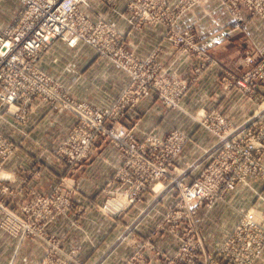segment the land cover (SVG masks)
Instances as JSON below:
<instances>
[{"label":"rangeland","instance_id":"1","mask_svg":"<svg viewBox=\"0 0 264 264\" xmlns=\"http://www.w3.org/2000/svg\"><path fill=\"white\" fill-rule=\"evenodd\" d=\"M209 1L216 6L215 17L226 16L232 32H222L224 27H220L217 19L219 24H215V29L212 28L213 22L212 26H205L206 38L199 35L195 24H181L184 17ZM170 5H174L177 13L184 12L174 24L175 29L173 25L168 30L161 26L164 29L162 38L180 55L165 67L157 57L158 50L147 57L134 52L139 60L155 65L149 68H158L154 72L149 70L148 79L145 78L147 73L143 72L142 76L141 72L130 88L127 86L129 75L123 72L125 85L109 107L87 103L106 114L105 132L88 133L89 129L96 127L90 120L85 133L69 136L71 129L78 126L79 119L66 111L73 119L67 134L59 138L48 135L36 139L26 130L32 110L21 123L16 118L15 109L0 101L5 105L4 112L12 118V125L20 127L16 132L7 130L12 134L0 130L15 147L0 178V192H8L0 194V205L3 202L9 213L8 217L0 212V264H62L65 255L72 253L71 259L74 260L75 256L79 264H264V133H260V128L264 127V44L250 29L249 34L245 32L251 21H264L251 18L243 1L237 3L238 16L245 19L240 25L235 20L233 4L227 0H171ZM9 6L11 10L16 8L17 0H10ZM114 18V15H108L110 22H114ZM145 26L152 25H144L139 30ZM180 30L189 32L190 36L181 42L174 41L171 32ZM217 31H221V35H215ZM233 32L240 33L237 39L234 37L230 44L223 43L232 38ZM123 40L125 45V38ZM58 43L64 45L54 47ZM67 47L81 48L70 47L59 40L39 62L40 69L61 85L59 92L62 95L66 92L75 102H84L75 98L83 90L86 91L83 95L97 97L113 89V83L103 81L94 68L88 70L90 79L83 81L74 77V83L68 82L90 58L76 57L75 52L65 49ZM213 47L219 48L215 51ZM125 48L129 50L126 45ZM48 54L53 58L59 55V59L55 63L50 61L51 56L47 58L43 70L41 62ZM215 68L219 69L216 71ZM211 71L216 74L211 76ZM52 72H59L63 81ZM214 77L220 84V93L248 102L249 112L228 117L230 138L235 146L231 156L218 159L211 175L203 171L204 167L193 170L185 183L192 185L196 179H219V176L240 181L232 192L214 200L211 208L203 207L195 216L184 217L177 232L172 228L177 226L178 204L184 201L178 184L180 178L172 172L166 179L156 181L152 175L148 183L143 184L146 185L144 189L139 190L143 193L141 203L132 206L130 200L136 192L133 162L127 153H123L125 147L115 146L119 142L114 135L116 129H126L128 135L144 144L148 136L165 138L174 131H183L191 141L176 164L180 171L185 170L204 150L219 141L201 127L209 109L203 111L194 107V104L208 102L206 97H210V83ZM202 79L205 82L200 87ZM145 84L150 86L149 93L135 103ZM34 103L65 111L44 100ZM34 105L38 106L32 104L30 108L33 109ZM150 105L155 109L147 111ZM135 110L138 116L128 119ZM254 126L258 129L253 132ZM64 149L72 150V156L69 155L71 163L68 155L61 151ZM7 162L15 165L6 167ZM19 174L21 178H17ZM162 187L165 190L160 197ZM86 193L103 198L90 202L89 206L82 199ZM65 210L66 216L57 214ZM134 211L136 213L131 215ZM167 214L169 223L165 226ZM91 216L95 217V222L85 227L84 221ZM104 219L115 224L105 223ZM94 239L100 244L99 241L93 243ZM58 246L63 253L56 252ZM2 249L6 258H1ZM49 249L51 252L47 258L45 251ZM87 255L91 258L88 263Z\"/></svg>","mask_w":264,"mask_h":264},{"label":"built area","instance_id":"2","mask_svg":"<svg viewBox=\"0 0 264 264\" xmlns=\"http://www.w3.org/2000/svg\"><path fill=\"white\" fill-rule=\"evenodd\" d=\"M124 1L127 2L124 10H119V3ZM227 1L233 4L236 12L235 20L239 25L245 21L241 18L242 16H238L237 3L239 1H243L251 18L264 21V0ZM19 2L20 8L11 25L4 29L0 28V101L15 109L16 118L21 123L31 112L30 106L32 107L34 101L44 100L52 105L57 104L56 106L62 107L79 119L78 126L71 129L69 136L73 133L76 135L85 133L90 127V120L96 127L94 130L89 129L88 133L97 132V130L105 132L107 127L105 128L104 125L107 116L100 109L93 108L85 102H75L66 92L64 94L61 91L64 94L62 95L59 92L61 85L39 67L42 55L59 40L66 42L70 47L78 46V44L86 45L92 48L99 57L112 62L122 72L129 75L127 86L130 88L136 83L135 79L141 72L142 76L143 72H146L145 78L148 79L149 70L154 72L158 67L149 68L154 64L139 60L133 51L125 48L124 34L108 20V15H115L124 20L130 28L137 30L144 25H160L168 30L172 25L175 29L177 19L184 12L177 13L169 0H97L99 5L105 8V13H101L87 0H19ZM180 31L171 32L174 41L181 42L190 36L189 32ZM149 91L150 86L145 84L142 92H138L135 103L138 98L147 96ZM206 112L205 118L203 117L205 121L201 127L205 128L209 134L218 137L219 141L201 153L197 161L193 163L195 166L192 164L183 171L177 168L176 160L186 144L191 141L188 134L183 131H174L165 138L148 136L144 144H140L133 135H128L129 132L126 129L127 132L118 128L114 135L119 142L115 146L125 147L123 153H127L133 162L136 192L130 200L132 206L141 203L143 193L139 190L144 189L146 185L143 184L148 183L152 175H154L152 179L156 181L166 179L172 172L180 178L178 184L181 187V197L184 201L178 204V214H176L178 222L175 223L177 226L172 228V230L177 229V232H179L180 225H183L181 221L184 217L195 216L203 207L211 208L214 200L221 199L225 193L232 192L240 181L233 177L222 179V176H219V179H196L192 185L185 183L188 175L201 167H204L205 173L211 175L212 169L219 162L218 159H228L235 147L230 138L231 125L228 117L215 108ZM257 129L258 126H254L251 131H257ZM262 131L264 133V127L262 130L260 128V133ZM122 142L124 144H121ZM260 147L262 148V144ZM61 151L68 155V162L71 163L69 155L72 150ZM14 152V145L0 132V178L5 162ZM164 190L165 188L160 191V197H163ZM1 193L6 195L8 192L2 190ZM66 210L57 214L66 216ZM0 212L9 217L3 202L0 205ZM53 217H56V214ZM168 219L169 214L165 217V226L169 223ZM48 252H51V249L45 251L47 258ZM56 252L63 253L59 250V246ZM73 254L65 255L64 260L61 261L62 264H79L76 263L78 261L75 256L74 260L71 259Z\"/></svg>","mask_w":264,"mask_h":264},{"label":"crops","instance_id":"3","mask_svg":"<svg viewBox=\"0 0 264 264\" xmlns=\"http://www.w3.org/2000/svg\"><path fill=\"white\" fill-rule=\"evenodd\" d=\"M87 1H89L90 3L95 5L101 13L106 12L105 8L103 6H100L99 3L97 2V0H87ZM169 1H171V0H169ZM9 5H10V0H0V28L1 29H4V28L8 27L9 25H11L16 13H17V9L20 8L19 0H17L16 8L11 10ZM118 8H119V10H124L123 2L119 3ZM215 15H216V6L213 4V1L212 2L209 1L207 3V5L197 7L193 12H191V14L184 17V19H182L181 24L182 25H186V23L195 24L199 35H201V37H204V38H206L208 36L205 32V26L207 24L212 26V22L214 23L212 28H214L216 26L215 24L220 23V27L221 28L224 27L223 29H221L222 32L223 31L226 32L227 30L230 31L231 29L228 26L226 16L222 17L220 15V17H215ZM215 19H217L219 23ZM113 20H114V22L112 21V23L114 24V26L121 33L124 34V38L126 40V42H125L126 47L130 51H133L136 54H138L140 57H147L153 51L158 50L159 51L157 54L158 59L160 60V62L163 66L165 65V67H167L171 63L172 60L176 59L178 57V55H180V54H177L174 51V49L167 43V41H165L162 38L163 37L162 33H163L164 29L160 25L145 26V28H143L142 30H136V29L130 28L124 20L119 19L116 16ZM249 29L251 30L253 35H257V37L260 38L261 44H264V23L261 21H258V20L251 21L249 27H247L245 30V32L247 34H249ZM221 31H219V32L217 31V33L215 35H217V34L221 35V33H222ZM230 32H232V31H230ZM232 34H233L232 38L223 42V43L227 42L230 44L232 42L231 40L234 37L237 39V37L239 36L240 33L239 32H233ZM62 45H64V44L58 43L54 47H57V46L62 47ZM76 47H81V48L70 49L67 47L65 49H67L69 52H75L76 57L77 56L78 57L89 56L87 58H90V59H88L86 61V63H90V64L87 65L85 63V65L80 70H78V73H75L73 75L72 79L69 80L68 82L74 83L75 82L74 77H78V79L83 80V81L90 79L91 76H89V75L91 73L88 72V70H89V68H94V69L98 70L97 72H99V75L103 81H105L107 84H108V82L113 83V89L108 91V92H105L104 95H98L97 97L83 95V93L86 92L85 90H83V91L79 92L80 96L77 95L76 97L75 96L74 97L79 101H84L88 104H91V105H94L97 107H109V106H111L115 102V100L117 99V96L119 95L122 87L125 85V81H126L125 74L118 67H116L112 62H110L104 58H100L96 54V52L93 49H91L90 47L83 45V44H79ZM218 48L219 47H217V48L213 47V49H215V51ZM50 56L52 57V60H50L52 62L56 63L57 62L56 60L59 59L58 58L59 55L58 56L56 55V58H53L52 54L51 55L48 54L45 57L44 61L41 62V68L43 70H45L44 69L45 64H46L45 61ZM72 62H74V61H72ZM87 66H88V68H87ZM217 69H219V68H215L214 70L217 71ZM216 71H213V72L211 71L210 72L211 76H214L216 74ZM52 75H54L56 78H59L63 81L62 76H61V74H59V72L53 73ZM78 79L76 82H78ZM204 82H205L204 79H202V81H200L199 86L203 87L201 85H203ZM210 87H211L209 89L210 90V93H209L210 97H206L208 102L206 104H194L195 108L203 109V111L207 110V109H213V108L219 109L227 117H231L233 114L243 116L244 113L249 112L248 111L249 110L248 102L244 101L243 99H240L238 101L236 99H232L231 96H227V95L224 96V95H222V93H220V90H219L220 84L218 82H216V77H214L211 80ZM149 101H151V100H149ZM34 104H37L38 106H35V105L33 106L32 112L30 113V115L28 117V124H27L28 127L26 128V130L29 132L30 137H34L36 139L37 138L41 139L42 137H46L48 135H55L56 137H58V136L61 137V135L67 134L68 129L70 127V124L73 120L72 116L69 113H67L66 111H61L59 109H55V108H48L44 104H40V103H34ZM3 107H5V105L0 103V130L7 131V130L13 129V131L16 132L17 129H20V127H18L16 124L12 125V122H11L12 118L10 117L9 114H6L4 112ZM154 109H155L154 106L150 105L147 111H152ZM136 110L134 111V113H132V115L130 114L128 116V119H129V117H132V119L133 118L135 119V117L138 116L137 115L138 112ZM128 119H126L125 121H126V123L129 124ZM141 126H143V125H141ZM1 127H2V129H1ZM21 129L24 130L22 127H21ZM7 133H10V132L7 131ZM10 134H12V133H10ZM195 146L197 147L198 143H196ZM189 149H188V151H189ZM116 162H117V160L115 161V163ZM11 165H15V164L12 162L6 163V167L7 166L10 167ZM17 178H21L20 174L17 175ZM102 198H103V196L96 195L95 193L93 195L91 193H88V194L86 193V195H83L82 199L85 200L86 203L90 206V202H97V201H100ZM129 212H130V210L127 213H129ZM127 213H125V216ZM135 213H136V211L132 212L131 215H133ZM91 217H92L91 219L86 218V220L84 221L83 224L85 227L87 224L95 222V220H96L95 217H93V216H91ZM109 220L104 219L102 221H104L105 223H111L112 225L115 224V222H109ZM146 224H149V223L146 221ZM146 228L147 227H145L143 229V231L146 230ZM97 241H99V240L94 239L93 243H97ZM99 244H100V241H99ZM161 244H162V242L160 243V245ZM86 248H88V247H86ZM3 257L6 258V252L3 251V249H2L1 250V258H3ZM90 259L91 258H88V255H87V263H88V260H90ZM85 260H86V258H85ZM112 263H114V262H112ZM118 264H120V263H118Z\"/></svg>","mask_w":264,"mask_h":264},{"label":"bare ground","instance_id":"4","mask_svg":"<svg viewBox=\"0 0 264 264\" xmlns=\"http://www.w3.org/2000/svg\"><path fill=\"white\" fill-rule=\"evenodd\" d=\"M115 205H118V203H115Z\"/></svg>","mask_w":264,"mask_h":264}]
</instances>
